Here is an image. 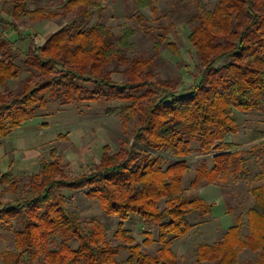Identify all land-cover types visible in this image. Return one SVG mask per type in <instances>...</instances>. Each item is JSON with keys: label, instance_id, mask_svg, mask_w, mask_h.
Here are the masks:
<instances>
[{"label": "trees", "instance_id": "16d2710c", "mask_svg": "<svg viewBox=\"0 0 264 264\" xmlns=\"http://www.w3.org/2000/svg\"><path fill=\"white\" fill-rule=\"evenodd\" d=\"M2 1L6 7L0 9V139L54 102L103 106L105 114L122 118L132 142L115 153L104 146L94 170L71 179L55 150L50 159L41 156L35 174H0V186L16 196L0 209V230L14 236V248L1 254L2 264H28L42 254L46 264H176L171 245L191 230L187 217L209 214L212 207L184 191L188 157L213 154L211 168L205 162L197 168L191 189L241 171L245 162L240 151H232L237 145L227 142L239 132L232 114L264 109V0H217L210 11L186 20L195 67L194 83L184 95L178 92L181 78H155L154 57H127L135 29L125 27L116 34L100 21L90 25L96 13L101 17L102 2L108 0H64L60 14L30 11L32 0ZM131 1L138 21L147 23L140 10L156 13L153 0ZM70 15L43 41L36 32L22 34L16 23L22 18L41 23ZM166 37V32L158 36L156 53ZM18 42L27 43L25 51ZM166 45L177 53L173 43ZM22 73L26 77L19 86L9 89ZM115 73L121 81L113 79ZM262 138L264 132L255 130L254 140ZM250 153L264 165V143ZM62 189L95 200L108 223L83 225L79 212L71 211L59 193ZM250 193L254 202L246 213L248 234L239 236L238 218L221 242L198 246L197 262L239 264L238 253L246 249L256 258L245 264H264V185ZM133 218L156 227V255L142 251L153 243L150 232L137 244L124 228ZM14 224L20 229L14 230ZM112 226L113 238L121 242L115 246L106 234ZM122 251L128 256L119 261Z\"/></svg>", "mask_w": 264, "mask_h": 264}, {"label": "rangeland", "instance_id": "374dc122", "mask_svg": "<svg viewBox=\"0 0 264 264\" xmlns=\"http://www.w3.org/2000/svg\"><path fill=\"white\" fill-rule=\"evenodd\" d=\"M64 0H32L27 9H43L53 13L62 12V2ZM156 13L151 14L149 9L140 10L139 13L147 20L141 22L134 17L136 11L131 0H108L102 2L103 11L96 13L90 21V25L97 21L104 23L111 30L118 34L125 27L135 29V35L130 41L133 49L127 53V57H154L156 62L155 78L176 79L181 78L182 85L178 92L184 95L188 88L193 85V71L195 67L194 49L188 41L190 27L186 25V20L190 16L202 10L210 11L217 0H153ZM5 2H0V9L5 8ZM2 16L12 21L3 12ZM71 15L65 18L57 17L45 22L37 23L29 19L22 18L16 22L22 34L38 33L39 30L50 33L57 29L61 23L69 21ZM166 32L167 41L162 45L158 53L154 50V44L159 35ZM177 49V53L167 47L169 41ZM24 51L26 43L18 44ZM26 73L19 75L17 80L8 84L9 89L19 86ZM115 81H121L120 74H113ZM121 103H111V106ZM232 118L239 127V132L235 136H228L227 142L237 145L236 150L240 151L241 158L245 162L240 164L241 171H231L225 176H219L213 183L203 182L195 189L190 188V183L195 178L196 170L201 162H205L209 168L213 154L208 156L192 153L188 159V170L184 176V191L188 195H197L207 204H211L209 214L202 215L194 212L187 217L191 225V230L186 236L173 240L171 250L183 253V258L176 256V264H216V262H197L196 250L199 245H214L221 242L229 227L236 225V220L240 219L239 236L244 238L248 234L247 210L253 205V198L250 190L264 185V165L262 159L256 161L250 150L259 143H264V138L254 140V131L264 132V109L248 113L234 111ZM35 129L42 135L35 138L38 143L43 144L38 149L41 156L50 159L51 150H55L60 162L65 165L67 179L78 177L82 174L90 173L99 163L103 152V147L107 146L111 153L118 152L128 144L126 128L119 115H107L104 107L93 103L80 105L59 106L51 102L45 109L39 110L35 116L23 124L16 132H33ZM17 149L14 154L19 157L18 143L12 144ZM229 151V152H232ZM4 186H0V209L3 205L13 202L16 196L8 192ZM68 203L71 211H77L81 215L83 225L89 226L92 223L106 225L108 221L103 216L98 203L88 199L83 192H70L65 189L60 190ZM160 208L164 205L161 203ZM116 221V220H114ZM14 230L20 229L19 224H14ZM124 228L127 230L137 244H142L146 232H150L153 243L142 247V251H147L151 255H156L160 244L157 242V229L151 223L141 222L137 218L125 222ZM228 229V230H227ZM115 226L107 230L108 241L112 245L120 244L113 238ZM73 247L76 244H72ZM14 248L13 233L0 230V264H2L1 254ZM173 248V249H172ZM174 253V252H173ZM43 255V254H42ZM40 256L37 260L28 264H46ZM128 255L122 251L117 257L119 261L126 259ZM256 258V254L249 250H242L238 253V263L245 264Z\"/></svg>", "mask_w": 264, "mask_h": 264}, {"label": "crops", "instance_id": "0c3cea01", "mask_svg": "<svg viewBox=\"0 0 264 264\" xmlns=\"http://www.w3.org/2000/svg\"><path fill=\"white\" fill-rule=\"evenodd\" d=\"M54 31L47 33V32H43L42 30H39L38 34L41 37V41L46 39ZM7 35L12 40H16L17 36L15 33L9 32ZM18 44H20V42L17 43V46ZM19 128H17L8 137L0 139V174L8 173L11 176H17V175L29 176L35 174L38 171L39 161L41 158V154L40 152H38V149L43 144L38 143V140H36L35 135L37 134L39 138L41 137L42 134L38 132L36 129L33 132H23V133L16 132ZM15 142L18 143V147H19L18 150L22 152L19 157L14 156L17 149L14 148L12 144ZM212 157L213 156H211V160H210L211 165L209 166V168H211L213 165ZM173 252L179 258H183L185 254L184 253L185 251H183V253L180 254L179 252L177 253L176 251ZM195 256L197 259V255Z\"/></svg>", "mask_w": 264, "mask_h": 264}]
</instances>
